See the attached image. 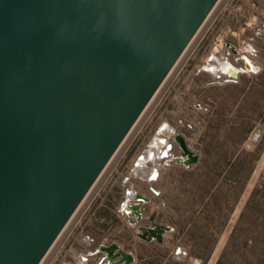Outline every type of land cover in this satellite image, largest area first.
I'll return each mask as SVG.
<instances>
[{"label": "water", "instance_id": "1", "mask_svg": "<svg viewBox=\"0 0 264 264\" xmlns=\"http://www.w3.org/2000/svg\"><path fill=\"white\" fill-rule=\"evenodd\" d=\"M217 2L0 0V264L42 261ZM148 218L137 235L164 243L173 227Z\"/></svg>", "mask_w": 264, "mask_h": 264}, {"label": "rangeland", "instance_id": "2", "mask_svg": "<svg viewBox=\"0 0 264 264\" xmlns=\"http://www.w3.org/2000/svg\"><path fill=\"white\" fill-rule=\"evenodd\" d=\"M195 35L165 89L116 151L118 170L100 174L39 264H71L86 232L97 246L116 241L133 252L132 264H264V0H225ZM230 42L252 57L258 72L221 82L205 70L217 56L238 58ZM160 123L175 127L199 154L197 163L173 162L156 182L140 184L152 201L139 224H149L155 211L156 221L173 227L164 243L140 238L138 225L115 213L116 178ZM179 246L185 255L174 254Z\"/></svg>", "mask_w": 264, "mask_h": 264}, {"label": "built area", "instance_id": "3", "mask_svg": "<svg viewBox=\"0 0 264 264\" xmlns=\"http://www.w3.org/2000/svg\"><path fill=\"white\" fill-rule=\"evenodd\" d=\"M228 46L232 49L234 54L238 55V58H236L235 61L229 59V62L236 67L238 74L237 76H234L230 73H226L225 70H222L219 76L217 75V78L221 79V82L237 81L236 79L241 73L254 74L258 72L259 66L256 71L249 69L248 66H246V63L244 66L242 64H238L237 62L239 60L244 61L247 55L243 53L239 54L241 51L234 43L230 42L228 43ZM253 51L255 52V50ZM221 58L223 59L224 57ZM227 58L225 57V59ZM164 124L168 123H160L157 126L152 137L139 148L138 152L134 154V156H132L115 181L117 182L121 192L119 200L117 201L118 203L115 206V213L117 216L126 219L131 225H137L140 221H138L137 215L134 214L130 205L142 202L144 204L143 212L145 213L146 204L152 201L151 196L140 187L141 182L149 184L156 182L160 176L162 168L171 166L173 162H176V158L179 156L176 152V145L178 142L175 139V135L179 131H177L176 128L170 124H168V128H164ZM164 129H166V131ZM155 141L158 142L156 145L154 144ZM150 153L151 156L148 158L147 156ZM144 160L145 162L143 164ZM119 163L120 160L115 157L110 166L106 169L104 168V173L106 172V174H108L106 178L110 177L114 172H116V170H118ZM101 173L103 174V171ZM150 188L156 194L157 192H160L159 189H155L152 186H150ZM138 193L148 196L150 201L147 202L143 198L137 197ZM81 242L84 248L76 251L71 264H89L90 260L94 256H98L96 264H109L106 254L100 251L99 248V245L104 242H100L97 246L94 236L88 232L82 235ZM186 253V250L181 246L174 251L175 255H185Z\"/></svg>", "mask_w": 264, "mask_h": 264}, {"label": "bare ground", "instance_id": "4", "mask_svg": "<svg viewBox=\"0 0 264 264\" xmlns=\"http://www.w3.org/2000/svg\"><path fill=\"white\" fill-rule=\"evenodd\" d=\"M225 0H218V2L216 3V5L213 7V9L211 10V12L209 13V15L206 17V19L204 20V22L202 23L201 27L198 29L199 32L201 31V29L209 23V21L211 20V18L213 17V14L215 13L216 10H218V8L223 4ZM196 36V35H195ZM192 41V40H191ZM190 46V43L188 44V46L186 47L185 51L188 50ZM252 46V45H251ZM184 51V52H185ZM182 53V55L180 56V58H183L182 56L185 55V53ZM239 54H242V53H239ZM246 54V53H245ZM250 55V54H248ZM214 56H216L214 54ZM213 56V57H214ZM179 58V59H180ZM229 58L225 59V57L222 59L221 57L217 56L215 57L214 59H212L207 65H206V70L209 71L211 74L215 75V76H219L220 72L222 70H225L226 73H230L234 76H236L238 73L236 71V67L234 65H232L230 62H229ZM180 62V61H179ZM245 63H247L246 66H248L249 69H252V70H258V64L252 59V57H249L247 56L245 59H244V65ZM243 65V66H244ZM178 66V61L177 63L174 65V67L170 70V72L168 73V75L166 76V79H164V81L162 82V84L160 85L159 89L156 91V93L153 95L152 99L150 100V102L148 103V105L146 106V108L144 109V111L142 112L141 116L139 117V119L137 120V122L134 124V126L132 127V129L129 131V133L127 134V136L125 137V139L123 140V142L121 143L120 146H123V144H125L124 142H126V140H128L129 136L133 133V130H135V127L138 126L137 124L140 122V120L143 118V116L145 115V112H147L146 110H149L152 106V104L155 102V100L157 99V97L159 96V94L161 93L162 90H164L166 87V83L168 82V80L171 78V76L174 74L175 72V69L176 67ZM260 68V66H259ZM234 73V74H233ZM169 83V82H168ZM164 88V89H163ZM168 124L164 125V128H167ZM166 131V130H165ZM160 136V135H159ZM156 143H158L157 141L154 142V144L156 145ZM119 146V148H121ZM117 151H119V149H117ZM116 153H114V155L112 156V158L110 159V161L107 163V166H109L112 161L114 160V158L116 157ZM151 156V153L147 156L148 158ZM145 160L143 161V164H144ZM104 174V172H103ZM102 175V173H101ZM100 176V175H99ZM98 178H101V177H98ZM100 179H97L95 181V183L93 184V186L91 187V189L88 191V193L86 194V196L84 197V199L82 200V202L80 203V205L78 206L77 210L79 211L80 208H82V204H85L84 202H86L92 192H93V188L94 186L97 184V182L99 181ZM77 210L75 211V213H77ZM74 213V214H75ZM73 214V215H74ZM71 219H73V216L71 217ZM72 221V220H71ZM70 222V220H69ZM69 222L66 224V226L64 227V229L62 230L61 234H64V232L67 230L68 228V224ZM61 236V235H60ZM59 236V237H60ZM58 238V237H57ZM53 248V247H52ZM44 260V259H42Z\"/></svg>", "mask_w": 264, "mask_h": 264}, {"label": "crops", "instance_id": "5", "mask_svg": "<svg viewBox=\"0 0 264 264\" xmlns=\"http://www.w3.org/2000/svg\"><path fill=\"white\" fill-rule=\"evenodd\" d=\"M124 248V247H123ZM125 249V248H124ZM135 255V254H134Z\"/></svg>", "mask_w": 264, "mask_h": 264}]
</instances>
